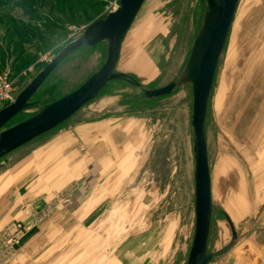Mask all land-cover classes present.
I'll return each instance as SVG.
<instances>
[{
    "label": "rangeland",
    "instance_id": "rangeland-1",
    "mask_svg": "<svg viewBox=\"0 0 264 264\" xmlns=\"http://www.w3.org/2000/svg\"><path fill=\"white\" fill-rule=\"evenodd\" d=\"M117 6L0 0V74L11 78L14 99L49 62L42 57L54 58ZM208 13L207 0H145L114 69L126 78L0 156V264H186L195 226L189 66ZM106 54V41L70 52L2 129L78 88ZM171 82L169 94L144 95ZM203 135L205 252L217 253L208 264H264V0L237 1Z\"/></svg>",
    "mask_w": 264,
    "mask_h": 264
},
{
    "label": "water",
    "instance_id": "water-1",
    "mask_svg": "<svg viewBox=\"0 0 264 264\" xmlns=\"http://www.w3.org/2000/svg\"><path fill=\"white\" fill-rule=\"evenodd\" d=\"M145 0H119L118 6L85 27L83 33L69 42L52 58L15 99L0 109V156L22 146L37 136L55 128L70 118L83 105L92 100L112 80L125 79L115 72L121 43L136 14ZM238 0H207L209 13L202 31L194 43L189 75L192 83L191 125L194 144V213L195 226L192 245L186 264H208L212 255L205 246L211 215V189L203 122L207 100L212 87L216 67L222 52ZM107 42V54L103 65L90 75L78 88L63 97L46 104L37 114L12 127L2 129L29 105V100L39 86L70 52L81 46H94ZM174 83L144 91L147 98L169 94Z\"/></svg>",
    "mask_w": 264,
    "mask_h": 264
},
{
    "label": "built area",
    "instance_id": "built-area-1",
    "mask_svg": "<svg viewBox=\"0 0 264 264\" xmlns=\"http://www.w3.org/2000/svg\"><path fill=\"white\" fill-rule=\"evenodd\" d=\"M119 1V0H117ZM41 61H50L46 57H42ZM32 71V66H29L21 72L22 75H27ZM14 99L13 82L7 73L0 74V109L8 105Z\"/></svg>",
    "mask_w": 264,
    "mask_h": 264
},
{
    "label": "crops",
    "instance_id": "crops-1",
    "mask_svg": "<svg viewBox=\"0 0 264 264\" xmlns=\"http://www.w3.org/2000/svg\"><path fill=\"white\" fill-rule=\"evenodd\" d=\"M103 150V149H102ZM102 150L100 149V153H99V155H102ZM99 152V151H98ZM102 157V156H101ZM117 175H118V173H117Z\"/></svg>",
    "mask_w": 264,
    "mask_h": 264
},
{
    "label": "trees",
    "instance_id": "trees-1",
    "mask_svg": "<svg viewBox=\"0 0 264 264\" xmlns=\"http://www.w3.org/2000/svg\"><path fill=\"white\" fill-rule=\"evenodd\" d=\"M17 74V73H16Z\"/></svg>",
    "mask_w": 264,
    "mask_h": 264
}]
</instances>
